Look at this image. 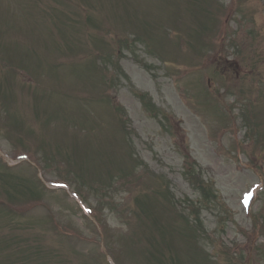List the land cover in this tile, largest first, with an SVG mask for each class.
<instances>
[{
    "label": "rangeland",
    "instance_id": "374dc122",
    "mask_svg": "<svg viewBox=\"0 0 264 264\" xmlns=\"http://www.w3.org/2000/svg\"><path fill=\"white\" fill-rule=\"evenodd\" d=\"M263 182L264 0H0V264H264Z\"/></svg>",
    "mask_w": 264,
    "mask_h": 264
}]
</instances>
